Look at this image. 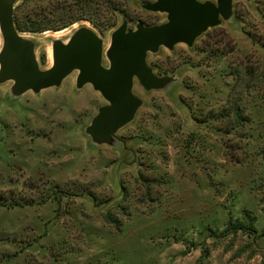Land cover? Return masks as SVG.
I'll return each mask as SVG.
<instances>
[{
    "label": "rangeland",
    "instance_id": "rangeland-1",
    "mask_svg": "<svg viewBox=\"0 0 264 264\" xmlns=\"http://www.w3.org/2000/svg\"><path fill=\"white\" fill-rule=\"evenodd\" d=\"M112 1L127 13L113 26L20 32L41 70L82 27L103 39L108 68L124 20L167 21L143 8L156 0ZM233 12L192 47L148 54L171 80H135L142 105L103 144L87 129L107 101L77 87L79 71L39 93L0 84V264H264V0Z\"/></svg>",
    "mask_w": 264,
    "mask_h": 264
},
{
    "label": "water",
    "instance_id": "water-1",
    "mask_svg": "<svg viewBox=\"0 0 264 264\" xmlns=\"http://www.w3.org/2000/svg\"><path fill=\"white\" fill-rule=\"evenodd\" d=\"M249 1V0H248ZM235 0H156L143 5L148 12L163 13L167 21L147 26L138 23L128 30L124 20L111 37L106 55L110 66H103L104 41L92 29L82 27L68 43H53V66L41 70L35 44L25 38L14 22L15 0H0V84L13 81V91L22 95L59 87L74 71H79L77 87L92 85L107 101L93 118L87 133L103 144L117 139L116 133L133 121L142 100L133 93L135 80L146 91L160 90L171 80L157 76L147 63L149 53L160 47L169 50L177 44L192 47L196 40L212 28L220 26L234 14Z\"/></svg>",
    "mask_w": 264,
    "mask_h": 264
},
{
    "label": "trees",
    "instance_id": "trees-1",
    "mask_svg": "<svg viewBox=\"0 0 264 264\" xmlns=\"http://www.w3.org/2000/svg\"><path fill=\"white\" fill-rule=\"evenodd\" d=\"M117 14L127 15L112 0H23L15 8L14 22L21 33H41L62 30L80 21H89L96 27L113 26ZM238 113L241 115L239 109ZM115 223L119 224L117 220Z\"/></svg>",
    "mask_w": 264,
    "mask_h": 264
},
{
    "label": "bare ground",
    "instance_id": "bare-ground-1",
    "mask_svg": "<svg viewBox=\"0 0 264 264\" xmlns=\"http://www.w3.org/2000/svg\"><path fill=\"white\" fill-rule=\"evenodd\" d=\"M63 31V30H62Z\"/></svg>",
    "mask_w": 264,
    "mask_h": 264
}]
</instances>
